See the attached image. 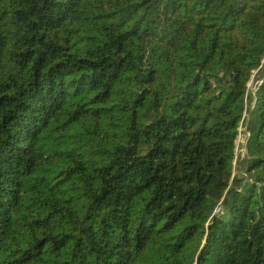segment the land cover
<instances>
[{"label":"trees","instance_id":"1","mask_svg":"<svg viewBox=\"0 0 264 264\" xmlns=\"http://www.w3.org/2000/svg\"><path fill=\"white\" fill-rule=\"evenodd\" d=\"M0 264H264V0H0Z\"/></svg>","mask_w":264,"mask_h":264},{"label":"rangeland","instance_id":"2","mask_svg":"<svg viewBox=\"0 0 264 264\" xmlns=\"http://www.w3.org/2000/svg\"><path fill=\"white\" fill-rule=\"evenodd\" d=\"M245 142H246V137L245 136H241V139L239 140V143H238V153H239V155H244L245 152H246Z\"/></svg>","mask_w":264,"mask_h":264}]
</instances>
